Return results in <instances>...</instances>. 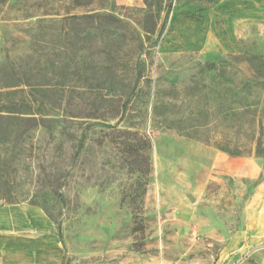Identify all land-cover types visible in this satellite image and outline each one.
<instances>
[{
	"label": "rangeland",
	"instance_id": "obj_1",
	"mask_svg": "<svg viewBox=\"0 0 264 264\" xmlns=\"http://www.w3.org/2000/svg\"><path fill=\"white\" fill-rule=\"evenodd\" d=\"M260 64L264 0H0L2 205L60 264H264Z\"/></svg>",
	"mask_w": 264,
	"mask_h": 264
},
{
	"label": "crops",
	"instance_id": "obj_2",
	"mask_svg": "<svg viewBox=\"0 0 264 264\" xmlns=\"http://www.w3.org/2000/svg\"><path fill=\"white\" fill-rule=\"evenodd\" d=\"M46 213L30 204L0 206L1 264H60L62 249Z\"/></svg>",
	"mask_w": 264,
	"mask_h": 264
},
{
	"label": "trees",
	"instance_id": "obj_3",
	"mask_svg": "<svg viewBox=\"0 0 264 264\" xmlns=\"http://www.w3.org/2000/svg\"><path fill=\"white\" fill-rule=\"evenodd\" d=\"M236 60H244L246 58H242L239 56L235 57ZM247 60V59H246ZM248 61H251V58L248 59ZM220 65H217L215 62H207L202 71H217L216 75L219 77H222L223 79H225L227 82H232V78L231 77H227V75L229 74L228 72H226V63L225 61H221ZM252 87L254 88H258L259 87V91H255V90H251ZM225 92H234L232 90V88L230 87H226L224 88ZM236 92V91H235ZM253 93L255 95H253ZM257 94V95H256ZM254 96V97H253ZM250 97L252 98H257L259 99L256 103H261V109H264V64H260L257 67H254L251 75L246 76V78H244V82H243V98L244 100L249 101ZM250 106L247 105V108H249ZM250 109H247V111H249ZM17 118H12L11 120L14 121ZM1 121H2V117L0 116V126H1ZM0 140H1V135H0ZM225 150V149H224ZM257 152H259V149L257 150ZM231 153V152H230ZM231 154H236V153H231ZM59 235V232H58Z\"/></svg>",
	"mask_w": 264,
	"mask_h": 264
},
{
	"label": "water",
	"instance_id": "obj_4",
	"mask_svg": "<svg viewBox=\"0 0 264 264\" xmlns=\"http://www.w3.org/2000/svg\"><path fill=\"white\" fill-rule=\"evenodd\" d=\"M2 205V202L0 201V206Z\"/></svg>",
	"mask_w": 264,
	"mask_h": 264
}]
</instances>
